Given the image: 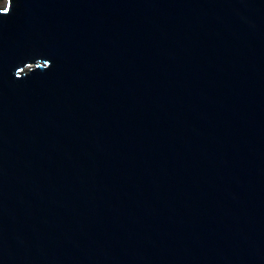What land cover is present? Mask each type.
<instances>
[{
    "label": "water",
    "instance_id": "1",
    "mask_svg": "<svg viewBox=\"0 0 264 264\" xmlns=\"http://www.w3.org/2000/svg\"><path fill=\"white\" fill-rule=\"evenodd\" d=\"M0 264H264V0H6Z\"/></svg>",
    "mask_w": 264,
    "mask_h": 264
},
{
    "label": "rangeland",
    "instance_id": "2",
    "mask_svg": "<svg viewBox=\"0 0 264 264\" xmlns=\"http://www.w3.org/2000/svg\"><path fill=\"white\" fill-rule=\"evenodd\" d=\"M6 5V0H0V9H3Z\"/></svg>",
    "mask_w": 264,
    "mask_h": 264
},
{
    "label": "snow or ice",
    "instance_id": "3",
    "mask_svg": "<svg viewBox=\"0 0 264 264\" xmlns=\"http://www.w3.org/2000/svg\"><path fill=\"white\" fill-rule=\"evenodd\" d=\"M5 11H7V10H5Z\"/></svg>",
    "mask_w": 264,
    "mask_h": 264
}]
</instances>
